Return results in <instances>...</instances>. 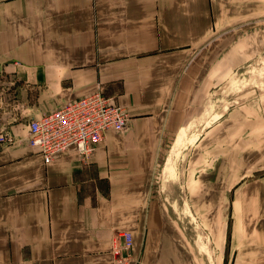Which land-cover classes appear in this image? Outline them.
<instances>
[{
    "label": "crops",
    "instance_id": "0c3cea01",
    "mask_svg": "<svg viewBox=\"0 0 264 264\" xmlns=\"http://www.w3.org/2000/svg\"><path fill=\"white\" fill-rule=\"evenodd\" d=\"M262 53L264 0H0V264H207L153 188L181 132L214 264H264V93L213 103ZM95 92L127 128L44 163L28 121Z\"/></svg>",
    "mask_w": 264,
    "mask_h": 264
},
{
    "label": "built area",
    "instance_id": "2783aa9c",
    "mask_svg": "<svg viewBox=\"0 0 264 264\" xmlns=\"http://www.w3.org/2000/svg\"><path fill=\"white\" fill-rule=\"evenodd\" d=\"M128 112L111 103L99 92L67 103L52 112L28 121L27 144L49 163L55 156L73 147L79 158L88 161L107 131L121 132L128 126ZM14 137L8 132L0 134V143L12 145ZM123 242L120 244L118 238ZM131 237L121 233L114 240V253L129 251Z\"/></svg>",
    "mask_w": 264,
    "mask_h": 264
},
{
    "label": "rangeland",
    "instance_id": "374dc122",
    "mask_svg": "<svg viewBox=\"0 0 264 264\" xmlns=\"http://www.w3.org/2000/svg\"><path fill=\"white\" fill-rule=\"evenodd\" d=\"M264 93V53L230 75L228 82L214 94L215 110L236 105L246 97ZM200 127H198L199 129ZM180 148L171 149L162 173L157 174L153 188L165 197L167 205L175 213L184 231L197 245L207 264H214L215 251L200 219L188 214L184 186L179 179ZM200 247V248H199Z\"/></svg>",
    "mask_w": 264,
    "mask_h": 264
},
{
    "label": "bare ground",
    "instance_id": "6f19581e",
    "mask_svg": "<svg viewBox=\"0 0 264 264\" xmlns=\"http://www.w3.org/2000/svg\"><path fill=\"white\" fill-rule=\"evenodd\" d=\"M183 136V133L181 132L180 133V135L178 136V138L176 139V141H175V146L177 147V146H179V144H180V141H182V137ZM187 140V139H186Z\"/></svg>",
    "mask_w": 264,
    "mask_h": 264
}]
</instances>
